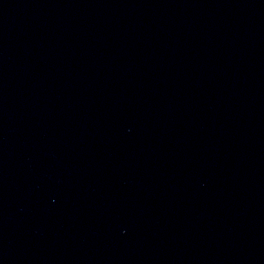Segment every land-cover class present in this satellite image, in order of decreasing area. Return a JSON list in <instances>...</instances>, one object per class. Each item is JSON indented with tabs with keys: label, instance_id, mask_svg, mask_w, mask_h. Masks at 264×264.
I'll use <instances>...</instances> for the list:
<instances>
[{
	"label": "water",
	"instance_id": "1",
	"mask_svg": "<svg viewBox=\"0 0 264 264\" xmlns=\"http://www.w3.org/2000/svg\"><path fill=\"white\" fill-rule=\"evenodd\" d=\"M0 264H264V0H0Z\"/></svg>",
	"mask_w": 264,
	"mask_h": 264
}]
</instances>
